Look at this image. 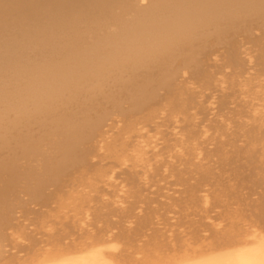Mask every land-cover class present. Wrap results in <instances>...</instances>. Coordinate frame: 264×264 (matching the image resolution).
Here are the masks:
<instances>
[{"label": "bare ground", "instance_id": "obj_1", "mask_svg": "<svg viewBox=\"0 0 264 264\" xmlns=\"http://www.w3.org/2000/svg\"><path fill=\"white\" fill-rule=\"evenodd\" d=\"M0 264H264V0H0Z\"/></svg>", "mask_w": 264, "mask_h": 264}]
</instances>
